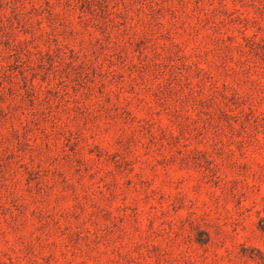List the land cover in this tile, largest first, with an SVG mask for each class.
I'll use <instances>...</instances> for the list:
<instances>
[{
	"label": "rangeland",
	"instance_id": "obj_1",
	"mask_svg": "<svg viewBox=\"0 0 264 264\" xmlns=\"http://www.w3.org/2000/svg\"><path fill=\"white\" fill-rule=\"evenodd\" d=\"M0 264H264V0H0Z\"/></svg>",
	"mask_w": 264,
	"mask_h": 264
}]
</instances>
